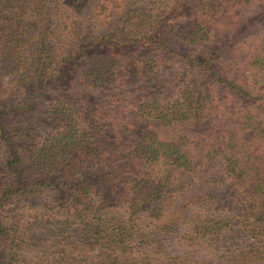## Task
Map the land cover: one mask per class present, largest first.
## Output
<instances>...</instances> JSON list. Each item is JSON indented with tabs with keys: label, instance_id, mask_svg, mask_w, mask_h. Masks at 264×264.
<instances>
[{
	"label": "trees",
	"instance_id": "16d2710c",
	"mask_svg": "<svg viewBox=\"0 0 264 264\" xmlns=\"http://www.w3.org/2000/svg\"><path fill=\"white\" fill-rule=\"evenodd\" d=\"M255 1L0 0V264H264Z\"/></svg>",
	"mask_w": 264,
	"mask_h": 264
},
{
	"label": "rangeland",
	"instance_id": "374dc122",
	"mask_svg": "<svg viewBox=\"0 0 264 264\" xmlns=\"http://www.w3.org/2000/svg\"><path fill=\"white\" fill-rule=\"evenodd\" d=\"M264 5V0H256L255 3L251 4L249 7V15L254 12L255 10H257L259 7L261 8L262 6ZM259 26V27H258ZM258 28H259V31H258ZM255 30H257L256 32L252 33V34H249L247 35V39L248 40H252V38L254 36H258V33H261L263 34L264 33V23L262 22H259L257 25H256V28ZM226 32H220V33H217V40H219L220 42H223L225 40V37H226ZM258 43V41H257ZM214 45H211L208 43H206V46L203 48V49H200L196 46H195V49H193L192 51L194 52L195 55H204L206 53V51L208 50V48L210 47H213ZM230 48V47H229ZM228 54V53H227ZM236 69H237V72L239 74H241V72L243 71L240 67V65L237 67L236 66ZM8 78H9V74L7 73H4V71H2L1 75H0V96L1 97H5V95L7 94V92H9L11 90V86H8ZM181 131L180 128H176L175 129H172V128H163L161 129V133L163 134L164 137H167V138H170L171 136H173L174 134H177V132Z\"/></svg>",
	"mask_w": 264,
	"mask_h": 264
}]
</instances>
